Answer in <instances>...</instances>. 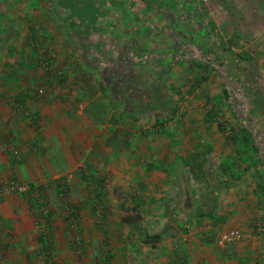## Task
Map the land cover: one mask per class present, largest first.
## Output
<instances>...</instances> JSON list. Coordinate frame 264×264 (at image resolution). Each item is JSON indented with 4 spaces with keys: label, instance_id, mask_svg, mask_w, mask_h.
<instances>
[{
    "label": "rangeland",
    "instance_id": "rangeland-1",
    "mask_svg": "<svg viewBox=\"0 0 264 264\" xmlns=\"http://www.w3.org/2000/svg\"><path fill=\"white\" fill-rule=\"evenodd\" d=\"M0 115L3 264H264V0H0Z\"/></svg>",
    "mask_w": 264,
    "mask_h": 264
},
{
    "label": "crops",
    "instance_id": "crops-1",
    "mask_svg": "<svg viewBox=\"0 0 264 264\" xmlns=\"http://www.w3.org/2000/svg\"><path fill=\"white\" fill-rule=\"evenodd\" d=\"M28 104H29L28 101H23L20 103L16 102L17 107H15L13 110V112H15L16 114L14 115L9 114L8 117L6 118L7 122L10 124L12 123L14 126H17L18 124H20L19 123L20 121H25L27 114H29L28 112L31 111L25 108L28 106ZM43 105L44 103L41 104V106ZM18 106L20 107L23 106L24 109H26L25 112L22 114H19V112L22 111V109H20ZM32 116L34 119L38 118L36 122L42 125V127L40 128L41 137L43 136V133L47 134V128H45V132H43L44 131L43 125L47 127V116L46 114L43 113L42 107L39 113L32 115ZM40 118H41V121H40ZM58 129L59 128H57L56 132H58ZM1 135L2 134H0V137ZM28 136L32 137L31 134H28ZM0 142H1V139H0ZM16 159L17 158L14 157L12 159V162L9 163V165L11 166L12 169L17 171L18 167H21L23 164L22 162H20V160L18 159L16 160ZM1 162H2L1 164L5 163L4 161H1ZM7 162H9V160ZM1 164H0V171L3 168ZM16 171L12 174V176H9V177L5 175L3 176L0 174V243L1 241L6 242L5 246L3 244H0V246L3 245L5 247L4 250L6 249V247H9L8 250H10V252L8 251L9 254L7 252H4V253L0 252V254L1 256H4V257H6L8 254L9 258H11L12 255L16 252L17 245L21 244L24 238V234L27 232L26 229H27V226L29 225L24 226L25 223L23 219L29 218V221L27 223L30 224V222H32V219H33L32 217H34V210H30L28 202L24 203L23 201L24 199L22 200L21 199L22 197H20L19 194H15L14 192H9L5 188L7 181H9L10 179H15V177H18L19 173H17ZM21 206L23 207L19 208ZM30 218H31V221H30ZM11 222L13 225L11 224ZM6 223H10V224L6 225ZM33 237H36V234H33ZM34 240L35 239L33 238L32 242H35L37 244L38 243L41 244L42 242L41 236H38L36 241ZM209 247L210 246L207 243H204L202 241L198 242L197 244H190L189 250L187 252V254H190L189 260L192 259V256L194 257V255L197 254V259L195 260V262H191V264H219L220 257H218L217 255L213 256L212 252L210 251L212 248L210 249ZM192 250H195L197 252L194 253ZM16 255H17V252H16ZM222 260H223V257L221 258V262ZM183 261L184 260H182L181 262ZM3 262L4 261L0 260V264H3Z\"/></svg>",
    "mask_w": 264,
    "mask_h": 264
},
{
    "label": "trees",
    "instance_id": "trees-1",
    "mask_svg": "<svg viewBox=\"0 0 264 264\" xmlns=\"http://www.w3.org/2000/svg\"><path fill=\"white\" fill-rule=\"evenodd\" d=\"M184 48H186V50H188L190 52H194L195 54H197L198 55V58H202L201 53H200L198 47H194V46H191V45L186 44L184 46ZM220 75L222 76V78H224V76L221 73V71H220ZM224 80H226V82H228L227 79L224 78ZM232 94H233V92H231L230 88L229 87H225V89H224V96H225V99L228 101V103L230 105H232V102L235 99V98L232 97ZM244 128L246 129V127H244ZM139 221H141V216H127V217H124L123 218V222L125 224H127V225H134V224H136Z\"/></svg>",
    "mask_w": 264,
    "mask_h": 264
},
{
    "label": "built area",
    "instance_id": "built-area-1",
    "mask_svg": "<svg viewBox=\"0 0 264 264\" xmlns=\"http://www.w3.org/2000/svg\"><path fill=\"white\" fill-rule=\"evenodd\" d=\"M18 190L22 191L25 189L24 186L17 185L16 187ZM237 237L236 232H225L220 236V244H225L226 242L233 241Z\"/></svg>",
    "mask_w": 264,
    "mask_h": 264
}]
</instances>
